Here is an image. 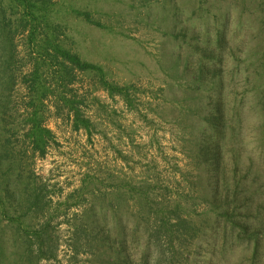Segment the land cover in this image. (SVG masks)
Listing matches in <instances>:
<instances>
[{"label":"rangeland","instance_id":"rangeland-1","mask_svg":"<svg viewBox=\"0 0 264 264\" xmlns=\"http://www.w3.org/2000/svg\"><path fill=\"white\" fill-rule=\"evenodd\" d=\"M36 1L47 23L40 21L34 40L17 15L14 36L0 46V71L10 79L0 86V264H137L161 208L172 223L189 217L200 237L184 242L174 259L171 238L158 229L162 254L149 264H250L244 246L220 250L207 203L216 177L202 146L222 99L224 119L237 129L235 146L222 149L224 161L232 162L229 150L237 149L238 169L250 168L244 180H254L264 198V167L257 161L264 152V100L256 89L264 33L256 5ZM47 39L102 67L109 82L128 88V103L110 97L94 73L69 69L72 83L59 85L54 70L62 60L51 48L43 53ZM37 64L51 90L34 103L52 134L43 157L31 151L25 124L32 93L23 76ZM62 96L90 120L89 131L73 129Z\"/></svg>","mask_w":264,"mask_h":264},{"label":"trees","instance_id":"trees-1","mask_svg":"<svg viewBox=\"0 0 264 264\" xmlns=\"http://www.w3.org/2000/svg\"><path fill=\"white\" fill-rule=\"evenodd\" d=\"M250 3L257 7L255 19L260 26L256 27L264 33V0H250ZM38 10L42 11V8L36 0H0V46L2 49L8 44V39H11L10 36L15 34V31L11 30L12 22L14 21L12 18L17 15L20 18L17 20L20 22L21 31L27 33V37L31 42L34 40L40 21L44 20V23H47V15L45 13L40 15ZM76 13L86 18L88 17L85 13L79 11ZM221 15L223 18L226 16L225 14ZM221 43L222 36L219 35L216 41L218 49L221 47ZM47 48L53 50L54 58L62 60L60 66H57L54 70V79L59 85L65 86L66 79H68V84L72 83V79H70L72 71L70 72L69 69L94 73L98 77L99 84L110 97L118 95L128 103V88L109 82L102 67L82 60L77 54L71 53L53 39L45 41L43 53L48 52ZM43 53L41 56H43ZM6 62L7 60L2 63L5 64ZM258 62L262 80L257 77L258 80L256 79V82L258 81L260 84L256 89L260 91L261 100H264V54L258 59ZM40 69V65L37 64L29 74L23 76V81L27 84L28 92L32 93L29 104L31 108L27 112V118L25 119V124L28 126L26 136L31 151L39 153L43 157L47 140L52 134L49 129L42 125L39 108L34 103L36 101L41 102L42 99L47 98L51 90ZM200 71L203 73L202 68ZM216 80L218 87L222 85L221 78L217 76ZM204 81V78L200 77L197 82L203 83ZM5 83H10V79L5 72L0 71V86L5 85ZM61 101L72 113L73 129L89 131L91 122L80 113L79 108L75 105L76 102L65 98V96H62ZM261 108L264 109V103ZM207 124L210 125L211 134L205 139L202 149L208 153L205 162L212 167L211 173L216 177L211 198L207 203L213 215L212 222L219 237L220 250L225 253L227 250L232 251L235 247L244 246L251 251L250 264H261L264 252V198L259 197L262 196L261 188L254 187V180H251L250 183L244 180L245 174L250 176V168L246 167L244 169L245 172L242 169H238L240 154L237 149L235 150L232 146V149L229 150L233 154L232 162L224 161L225 157L222 155L224 153L222 149L228 144H234L235 146L237 129L232 125H228L224 119L222 99L218 100V104L215 106V113L208 118ZM261 128H264V122ZM262 132L264 133V129ZM258 147L260 148V146ZM262 149L264 151V141L261 146ZM263 158L264 152H259L257 161L261 167H264ZM230 163L234 164L232 170L228 169V166L231 165ZM228 174L231 175V178L228 177ZM231 190L232 194H230ZM166 209L161 208L160 213L156 214V216L160 217V224H157V219H154V225L147 232L143 254L137 264H149L155 254H162L159 249L158 229L164 231L165 237L171 238V257L174 259L178 255L183 254L184 242H192L200 237L198 228L189 217L178 218L176 223H172L170 218L164 213ZM175 228L178 232L177 237L174 236V233H177L176 230L175 232L173 230Z\"/></svg>","mask_w":264,"mask_h":264}]
</instances>
